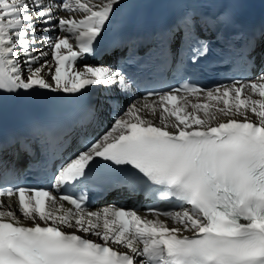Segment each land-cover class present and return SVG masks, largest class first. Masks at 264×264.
<instances>
[{
	"label": "snow or ice",
	"instance_id": "obj_1",
	"mask_svg": "<svg viewBox=\"0 0 264 264\" xmlns=\"http://www.w3.org/2000/svg\"><path fill=\"white\" fill-rule=\"evenodd\" d=\"M120 3L0 0V94L123 85L112 67H75ZM218 20L181 18L189 63L209 55L198 28ZM78 143L46 183L0 184V264H264V68L213 87L186 81L149 92L103 135ZM97 158L139 170L169 203L149 207L152 219L124 204L93 210L74 189Z\"/></svg>",
	"mask_w": 264,
	"mask_h": 264
},
{
	"label": "bare ground",
	"instance_id": "obj_2",
	"mask_svg": "<svg viewBox=\"0 0 264 264\" xmlns=\"http://www.w3.org/2000/svg\"><path fill=\"white\" fill-rule=\"evenodd\" d=\"M122 1L123 0H121V3H122ZM120 3V4H121ZM62 15H67V14H65V13H61ZM70 42H72L71 41V38H70ZM49 59H51V56H49ZM89 66H91V65H89ZM75 67L78 69V68H81V67H83L82 65H75ZM40 92H51V91H47V90H40ZM19 214V213H18ZM20 215V214H19ZM153 217L151 216V217H149V219H152ZM160 219L161 220H166L167 218H165V217H160Z\"/></svg>",
	"mask_w": 264,
	"mask_h": 264
}]
</instances>
